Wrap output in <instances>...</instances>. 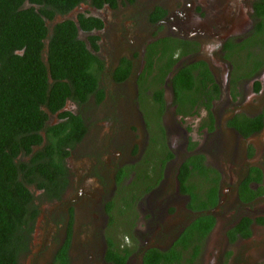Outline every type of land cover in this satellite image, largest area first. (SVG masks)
<instances>
[{"label": "flooded vegetation", "instance_id": "af4514ba", "mask_svg": "<svg viewBox=\"0 0 264 264\" xmlns=\"http://www.w3.org/2000/svg\"><path fill=\"white\" fill-rule=\"evenodd\" d=\"M258 1L117 0L45 19L50 31L67 20L76 24L78 39L99 61L92 66L97 91L86 101L67 99L56 112L42 106L43 130L34 124L16 131L40 134L41 144L20 137L9 145L0 113L3 184L11 160L30 192L18 264L34 250L31 264H149L157 257L159 264L264 263ZM159 8L165 14H155ZM173 45L175 62L162 80ZM184 66L192 67L196 87L179 93L172 79ZM150 105L160 114L156 136L143 111ZM75 119L85 131L80 141L52 149L56 134H72ZM40 164L61 171L51 178L35 172L28 182L23 167ZM203 216L214 223L200 241L190 228Z\"/></svg>", "mask_w": 264, "mask_h": 264}, {"label": "trees", "instance_id": "16d2710c", "mask_svg": "<svg viewBox=\"0 0 264 264\" xmlns=\"http://www.w3.org/2000/svg\"><path fill=\"white\" fill-rule=\"evenodd\" d=\"M116 1L0 0V113H3L7 120L9 145L16 147L20 137L26 141L36 138L42 143L43 138L38 133L33 137L16 133L19 129H31L34 124L37 125L36 130L44 129L46 114L41 110L42 106L56 112L65 105L67 99L86 101L97 91V78L92 73V66L99 61L92 56L85 43L78 39L76 24L67 20L57 24L50 31L45 19L54 20L56 16H66L81 4L100 7L102 3H107L113 6ZM255 9V17L264 19V0H259ZM163 12L164 10L159 8L155 14L160 15ZM154 18L155 22L159 17L157 15ZM79 24L84 29L81 16ZM263 24L264 21L258 25L261 30L264 29ZM46 40L49 42L48 46ZM170 41L176 45L179 43L173 39ZM176 45H173L171 54H167L169 60L167 59L162 69V80L172 71ZM167 48L171 46L164 47ZM44 53L47 60L43 57ZM202 75L204 78L208 77L209 81L212 80L206 66ZM172 81L179 93L192 92L196 87L191 66L178 70ZM71 132L69 135L56 134L55 138L52 136L55 140L52 149L56 148L61 152L65 146H74L80 141L85 132L84 128L81 129V121L75 119ZM43 165H25V179L29 182L28 175L35 172L51 178L54 170L61 171L60 166L49 168ZM19 169V166L10 160L9 179L6 184H3V176L0 173V264H18L20 252L26 249L23 226L27 227L30 192L26 185L18 180ZM181 176L186 179L190 177L189 164L183 167ZM212 202L216 204V200ZM201 208L206 210L209 207L203 204ZM197 223L200 224L199 227L195 224L190 228L191 235L199 234L202 241L212 229L214 220L211 216H203ZM194 229L198 233L193 231ZM159 262L160 257H157L149 264Z\"/></svg>", "mask_w": 264, "mask_h": 264}, {"label": "rangeland", "instance_id": "374dc122", "mask_svg": "<svg viewBox=\"0 0 264 264\" xmlns=\"http://www.w3.org/2000/svg\"><path fill=\"white\" fill-rule=\"evenodd\" d=\"M244 18L246 21L250 19L249 17H247V14L244 15ZM143 111L147 115V117L150 118V123L152 124L153 135L156 136L155 133L157 132H154V131L156 130L155 126H156L157 121L160 120L159 119L160 117L159 109H157V107L154 105H150L148 108L144 109ZM174 171H175V168H174ZM35 252L36 251L34 250L31 252V254L23 256L21 258L20 264H31L34 258Z\"/></svg>", "mask_w": 264, "mask_h": 264}]
</instances>
